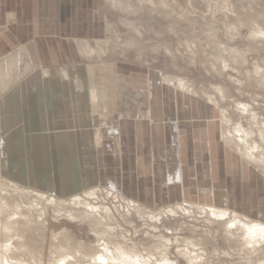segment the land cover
I'll return each mask as SVG.
<instances>
[{
  "label": "rangeland",
  "instance_id": "rangeland-1",
  "mask_svg": "<svg viewBox=\"0 0 264 264\" xmlns=\"http://www.w3.org/2000/svg\"><path fill=\"white\" fill-rule=\"evenodd\" d=\"M100 2L104 21L100 36L52 42L54 51L51 55L35 59L41 75L49 77L53 67H95L94 80L98 85L89 84L93 107L98 101L100 106L107 102L106 88L112 80L115 82L108 96L112 97L113 109L125 118L147 120L150 119V107L146 103V80L137 69L156 70L164 81L176 87L184 81L188 88H182L183 93L205 99L214 106L224 136L227 139L231 132L234 136L230 139L233 142H229L231 147L239 148V152L242 148L244 160L264 176V159H261L262 155L264 157V0H120L118 5L110 0ZM7 12L5 24L24 21L23 17L17 20L9 15L10 11ZM26 43L21 41L20 44ZM80 46L87 47L88 51L81 52ZM3 55L0 53V57ZM117 65H126L132 70L124 72ZM249 129L251 134L245 132L250 133ZM12 181L25 188L22 194L26 209L30 206L26 205L28 201L33 202L37 196L39 200L45 201L44 198L49 197L55 202L49 203L45 220L40 219V210L33 211L34 207L30 206L34 219L31 228H23V218L12 216L14 220H20L19 228V222L13 226L19 233L14 231L19 234L21 244L24 238L28 249L23 251L19 241L14 240L13 246L22 252L13 249L15 253L10 250L4 254L1 249V264L8 263H4L6 260L18 264V256L24 258L22 262L30 263L33 259L31 264H56L63 255H71L76 248H80V252L84 249L81 263L91 264V255L102 252L101 248L107 244L119 255L118 249L124 250L131 264H161L164 261L171 264H264V238L255 242L256 246L254 242L249 244L239 225L228 227L230 220L235 219L233 213L229 220L220 219L222 222L212 217L211 207L203 202L183 200L149 204L127 197L116 184L104 183L90 184L71 195L42 191L49 194L43 196L37 192L40 190L2 177L0 173L1 186ZM3 192L0 191V203L5 201ZM89 204L101 206L102 212L88 217L85 212ZM6 215H0L3 224ZM3 234L6 235L2 229V246L6 242ZM92 249L97 250L93 252ZM85 254L91 255L85 258Z\"/></svg>",
  "mask_w": 264,
  "mask_h": 264
},
{
  "label": "crops",
  "instance_id": "crops-1",
  "mask_svg": "<svg viewBox=\"0 0 264 264\" xmlns=\"http://www.w3.org/2000/svg\"><path fill=\"white\" fill-rule=\"evenodd\" d=\"M7 11L24 21L5 24ZM101 16L100 0H0L2 177L56 195L116 184L135 201L196 200L264 222V176L228 144L205 99L137 69L150 119L125 118L108 96L115 81L104 106L93 107L95 67H53L46 78L36 69L52 42L100 36Z\"/></svg>",
  "mask_w": 264,
  "mask_h": 264
},
{
  "label": "bare ground",
  "instance_id": "bare-ground-1",
  "mask_svg": "<svg viewBox=\"0 0 264 264\" xmlns=\"http://www.w3.org/2000/svg\"><path fill=\"white\" fill-rule=\"evenodd\" d=\"M110 1H113V2H115V4H117L120 0H110ZM147 1H149V2H152V0H147ZM124 1H122V3H123ZM120 4V3H119ZM118 5V4H117ZM130 7H131V4L129 5ZM127 7H128V5H127ZM126 7V8H127ZM129 25H130V23H129ZM80 51L81 52H86V51H88V49H87V47H85V46H80ZM225 66H226V64H225ZM221 67V66H220ZM222 68V67H221ZM260 77H262V76H260ZM169 78V77H168ZM163 80V79H162ZM167 80H169V79H167ZM172 80H174V78L172 79ZM172 80L170 79V81L172 82ZM168 83V82H167ZM170 83V82H169ZM178 83H179V81H178ZM177 83V84H178ZM171 84V83H170ZM173 84V83H172ZM180 84V87L181 88H188L187 87V84L183 81V82H180L179 83ZM189 85V84H188ZM179 86V85H178ZM179 87V88H180ZM178 88V89H179ZM191 88H193V87H191ZM174 89H176V87L174 88ZM181 90V89H180ZM193 90V89H192ZM219 91L222 93L223 92V90H220L219 89ZM183 93V92H182ZM182 93H181V95H182ZM195 93V92H194ZM225 94V93H224ZM185 95V94H184ZM193 95V94H192ZM190 96V95H189ZM211 101H212V99H210ZM213 100H215V99H213ZM214 105H217V104H214ZM241 105V104H240ZM249 109V108H248ZM242 110H244L243 108H242ZM223 113H226V112H223ZM222 114V113H221ZM252 114V113H251ZM254 116V115H253ZM225 116H223V114H222V118H224ZM226 117H227V115H226ZM227 118H229V117H227ZM230 119V118H229ZM224 120V119H223ZM224 121H228V120H224ZM226 123V122H225ZM242 123V122H241ZM251 124H252V122H251ZM223 125H224V123H223ZM235 126V125H234ZM252 126V125H251ZM241 128V127H240ZM246 129V128H245ZM251 129V128H250ZM250 129H249V132H250ZM226 130V129H225ZM237 130H240V129H237ZM253 129H251V131H252ZM241 131V130H240ZM247 131H248V129H247ZM246 130H245V132L247 133V134H251V132L250 133H248ZM234 132V131H233ZM236 132V131H235ZM245 132H244V134H245ZM225 133H226V131H225ZM232 133V132H231ZM231 133H229V135H230V137H232L231 136ZM252 133H253V131H252ZM235 135L237 134V133H234ZM244 134H241L242 136L244 135ZM228 135V136H229ZM264 135V134H263ZM237 136V135H236ZM245 136H247V135H245ZM225 137V136H224ZM230 137H227V139L229 140V142H233V141H231L230 139H233V137L232 138H230ZM248 137H251L250 135L248 136ZM238 138H239V136H238ZM238 138H236V139H238ZM241 139V138H240ZM243 139V138H242ZM248 140H250V139H248ZM225 141V140H224ZM235 141V140H234ZM252 141V140H251ZM239 142V141H238ZM244 142V141H243ZM249 142V141H248ZM255 142V141H254ZM239 143H241V142H239ZM229 144V143H228ZM231 144V143H230ZM229 144V145H230ZM243 144V143H242ZM242 144H240V147H241V145ZM246 144V143H245ZM244 144V145H245ZM259 144V143H258ZM233 145V144H232ZM238 145V144H237ZM248 145V144H247ZM246 145V147H248ZM252 145V144H251ZM234 146H236V145H234ZM250 146V145H249ZM253 146V145H252ZM255 146H257V141H256V145ZM259 146V145H258ZM260 147V146H259ZM250 148V147H249ZM241 149V151H242V148H240ZM251 149V148H250ZM259 149V148H258ZM257 149V150H258ZM262 149V148H261ZM237 150H239V148L237 149ZM240 151V152H241ZM260 151V150H259ZM239 152V153H240ZM243 152V151H242ZM241 152V153H242ZM247 152V151H246ZM250 153H251V151H249ZM263 152V154H264V151H262ZM121 153V152H120ZM244 153V152H243ZM259 153H261V152H259ZM245 154V153H244ZM243 154V155H244ZM247 154V153H246ZM253 154V153H252ZM258 154V153H257ZM262 154V153H261ZM256 155V154H255ZM260 155V154H259ZM259 155H257L256 157H258ZM254 156V155H253ZM251 157H252V155H251ZM261 157V156H260ZM249 158V157H248ZM251 159V158H250ZM253 159V158H252ZM251 159V160H252ZM258 159V158H257ZM256 159V160H257ZM261 159H264V157H263V155H262V158ZM259 160V159H258ZM257 160V161H258ZM254 163V162H253ZM261 163V162H260ZM260 163H258V164H260ZM260 166H262V165H260ZM263 167H264V165H263ZM261 168V167H260ZM177 169V168H176ZM263 169V168H262ZM264 170V169H263ZM185 179V178H184ZM109 180V179H108ZM210 182V181H209ZM87 184V183H86ZM111 185V184H110ZM88 186V185H87ZM2 187V188H1ZM23 189H25V188H23L21 185H18L16 182H14V181H12V182H9V183H3L2 184V186H1V184H0V191H4L3 193V195H4V199H5V201L3 202V203H0V215H6V214H8V215H6V218H5V220H3V222H4V224L2 223V220H1V218H0V232L2 233V229H3V233L5 232L6 233V235L5 234H3V236L4 237H6V238H4V239H6V242L5 241H3V242H5L4 243V246H2L1 244H0V250L1 249H4V254L5 253H7L8 254V252H10V250H12L11 252L13 253L14 251H13V249L16 251V252H18L19 250L21 251V249L23 250V249H28L27 247L28 246H25V243H24V238H23V235H22V237L21 238H23V239H21V241L23 240V246H22V244H21V242H20V236H19V230H16V229H18L19 228V224H20V220L22 219V227L24 228V227H26V228H31V226H32V223L34 222V219H33V212H32V208H33V211L36 209V210H40V215H41V217H40V219H42V220H45V218H46V214H47V210H48V205H49V203H51V202H55V201H53V199H51V198H49V197H45L44 199H45V201H43L42 199L43 198H40V200H39V198H35V200L33 201V202H30V200L28 201L29 203H27L26 205H30V206H32V208H30V206L26 209V207H24V205H23V203H25L24 202V199L25 198H23V192H25V191H23ZM29 192H32V191H30V190H28ZM27 191V192H28ZM228 191V190H227ZM15 192V193H14ZM26 192V193H27ZM36 192V191H35ZM39 194H41V195H45V196H47V195H49V194H45L44 192H42V191H37ZM217 192V191H216ZM34 193V192H33ZM218 193V192H217ZM223 193V192H222ZM17 194V197L16 196H14V195H16ZM93 194H94V197H95V193L93 192ZM214 194V193H213ZM218 194H220V193H218ZM91 195V194H90ZM1 196V195H0ZM40 196V195H39ZM219 196H221V194L219 195ZM226 196V195H225ZM30 197V196H29ZM52 198H53V195H52ZM78 199H79V197H77ZM217 199V198H216ZM80 200H81V198H80ZM230 200V199H229ZM26 201V200H25ZM216 201V200H215ZM61 202V201H60ZM77 202V201H76ZM57 203V202H56ZM74 203H75V201H74ZM81 203H83V202H81ZM91 203V202H90ZM136 203V202H135ZM58 204H59V202H58ZM58 204H56V205H58ZM92 204V203H91ZM62 205V204H61ZM90 205V204H89ZM139 205V204H138ZM41 206V207H40ZM59 206H60V204H59ZM76 206V205H75ZM81 206V205H80ZM210 207H211V213H212V217L215 219V218H218L219 220L220 219H224L223 221H225V219H228V217L230 216V213H233V215H234V218L235 219H232V220H230L229 222H230V226H228V227H232V226H234L235 227V225H239L243 230H244V233L246 234V241L250 244V242H254V246H256V244H255V242H257V241H259V239H261V238H264V222H261V221H257V220H252V221H249V220H246L245 218H243V216L238 212V211H236V210H234L233 212L232 211H230V209L229 208H225V207H218V206H215V205H209ZM208 206V207H209ZM38 207V208H37ZM57 207V206H56ZM61 207V206H60ZM101 206H96V205H90L89 206V208H87V210H86V215L88 216V217H90V216H92V215H97L96 213L98 212V211H100L101 210V208H100ZM208 207H206V209L208 208ZM78 208V207H77ZM80 208V207H79ZM78 208V209H79ZM27 210V212H25L26 210ZM83 209H85V207L83 208ZM82 209V210H83ZM100 209V210H99ZM103 209V208H102ZM108 209V208H107ZM81 210V211H82ZM62 211V210H61ZM73 211V210H72ZM78 211V210H77ZM109 211V210H108ZM208 211H209V209H208ZM8 212H10V213H8ZM59 212V211H58ZM80 212V211H79ZM100 212H102V211H100ZM206 212V211H205ZM6 213V214H5ZM68 213V212H67ZM85 213L83 214L84 216H85ZM206 213H208V212H206ZM59 214H60V212H59ZM69 214V213H68ZM70 214H71V212H70ZM74 214V213H73ZM210 214V213H209ZM13 215H17V216H20V220L18 219H16L15 218V220L12 218V216ZM77 215V214H76ZM99 215V214H98ZM232 215V216H233ZM93 216V217H94ZM211 216V215H210ZM3 217H5V216H3ZM211 217V218H212ZM232 218V217H231ZM230 218V219H231ZM73 219V218H72ZM75 219V218H74ZM229 220V219H228ZM220 221H222V220H220ZM222 221V222H223ZM17 223V222H19L17 225H14V223ZM228 222V221H227ZM229 222H228V224H229ZM42 225V224H41ZM227 225V224H226ZM13 226H17L18 228H16V229H14V227ZM20 226V227H21ZM43 226V225H42ZM33 227V226H32ZM237 227V226H236ZM38 228V227H37ZM238 228V227H237ZM229 229V228H228ZM233 229V228H232ZM236 229V228H235ZM239 229V228H238ZM18 231V233H16L15 231ZM231 230V229H230ZM23 231V230H22ZM45 231V230H44ZM229 231V230H228ZM242 232V231H241ZM56 237V236H55ZM67 237V236H66ZM14 240H17V241H19L18 243H20V245H19V247H21V249H19V247H17L16 248V246L14 247L13 246V243L15 242ZM59 240H60V238H59ZM54 242V241H53ZM59 242V241H58ZM1 243V242H0ZM71 243V242H70ZM103 243H105V242H103ZM258 243V242H257ZM62 244V243H61ZM70 245V244H69ZM108 245V246H107ZM106 246H104L103 245V248H101V249H103V251L102 252H100L101 250H99V254H97V255H95L94 256V254H89V255H91V259H89L90 260V262H91V264H128L129 262H128V257H126V252L124 251V250H119L118 249V252L120 251L121 252V254L119 255L118 253H115L116 251H114V249H113V251H111V249H110V247H109V244H107ZM112 246V245H111ZM254 246H252V247H254ZM4 247V248H3ZM13 247V248H12ZM25 247V248H24ZM67 248L68 247H71V246H66ZM66 247H64V248H66ZM79 247V246H78ZM82 247V246H81ZM83 247H85V246H83ZM102 247V246H101ZM118 248H119V246H117ZM31 248V247H30ZM63 248V247H62ZM63 248V249H64ZM97 248H99V247H97ZM114 248H116V247H114ZM121 248V247H120ZM60 249H61V247H60ZM71 249V248H70ZM72 249H74L73 247H72ZM30 250V249H29ZM32 250V249H31ZM69 250V249H68ZM82 250H84V249H82ZM82 250H81V252H80V248H76V250L75 251H71V255H63V257L60 259V261L58 262V263H56V264H82L81 263V260H80V258L82 259L84 256H83V254H82ZM93 250V249H92ZM94 250H97V249H94ZM93 250V252H95ZM23 251H25V250H23ZM57 251H60L59 249L57 250ZM63 251V250H62ZM22 252V251H21ZM29 252V251H28ZM66 252H68V251H66ZM66 252H64V253H66ZM92 252V251H91ZM15 253V252H14ZM62 253V252H61ZM61 253L60 254H58V255H61ZM73 253V254H72ZM88 253H90V252H88ZM187 253V252H186ZM20 254V253H19ZM33 254V253H32ZM35 254V253H34ZM55 254H57V253H55ZM70 254V253H69ZM126 254V255H125ZM12 255V254H11ZM58 255L56 256V257H58ZM86 256H85V258H87L88 256H87V254H85ZM32 256V255H31ZM81 256H83V257H81ZM121 256H124V258H121ZM128 256V255H127ZM4 257V256H3ZM9 257V256H8ZM14 257V256H13ZM33 257H34V255H33ZM33 257H31V258H33ZM60 257V256H59ZM0 258H1V254H0ZM6 259H7V256L5 257ZM4 258V259H5ZM10 258V257H9ZM17 258V257H16ZM35 258V257H34ZM90 258V257H89ZM11 259V258H10ZM18 260H20L19 262H18V264L20 263V264H31V262H32V260L30 259V263L29 262H27V261H24V262H22L23 261V259H20V257L18 256V258H17ZM27 259V258H26ZM59 259V258H58ZM11 260H15V259H11ZM22 260V261H21ZM27 260H29V259H27ZM80 260V261H79ZM87 260V259H86ZM126 260H127V262L128 263H126ZM10 260H6L4 263H6V262H8V263H6V264H17L16 262H12V263H10L9 262ZM22 262V263H21ZM33 262H34V260H33ZM83 262V261H82ZM89 262V261H88ZM97 262H99V263H97ZM136 262V261H135ZM51 264H52V262H50ZM173 263V262H172ZM0 264H1V261H0ZM32 264H34V263H32ZM35 264H38V262H35ZM54 264V263H53ZM86 264H88V263H86ZM90 264V263H89ZM130 264H131V262H130ZM138 264H142V263H138ZM161 264H171L170 262H167V261H164L163 263H161Z\"/></svg>",
  "mask_w": 264,
  "mask_h": 264
}]
</instances>
